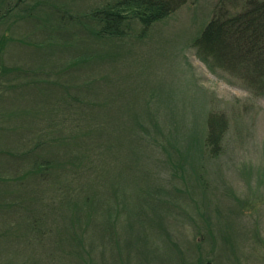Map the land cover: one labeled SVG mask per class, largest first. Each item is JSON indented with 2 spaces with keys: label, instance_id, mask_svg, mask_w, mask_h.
<instances>
[{
  "label": "rangeland",
  "instance_id": "rangeland-1",
  "mask_svg": "<svg viewBox=\"0 0 264 264\" xmlns=\"http://www.w3.org/2000/svg\"><path fill=\"white\" fill-rule=\"evenodd\" d=\"M116 1L0 0V264H264V97L194 46L222 0L96 36Z\"/></svg>",
  "mask_w": 264,
  "mask_h": 264
},
{
  "label": "trees",
  "instance_id": "trees-1",
  "mask_svg": "<svg viewBox=\"0 0 264 264\" xmlns=\"http://www.w3.org/2000/svg\"><path fill=\"white\" fill-rule=\"evenodd\" d=\"M192 1L117 0L94 12L91 20L99 25L96 36L101 38L129 36L135 24L142 26L144 36ZM194 46L211 72H220L230 83L264 97V0H222ZM228 127L224 116L210 114L205 150L211 159L223 154Z\"/></svg>",
  "mask_w": 264,
  "mask_h": 264
},
{
  "label": "water",
  "instance_id": "water-1",
  "mask_svg": "<svg viewBox=\"0 0 264 264\" xmlns=\"http://www.w3.org/2000/svg\"><path fill=\"white\" fill-rule=\"evenodd\" d=\"M208 264H212V263H208Z\"/></svg>",
  "mask_w": 264,
  "mask_h": 264
}]
</instances>
